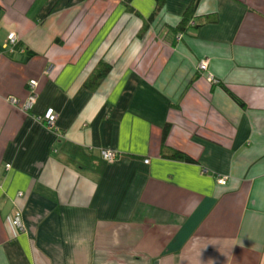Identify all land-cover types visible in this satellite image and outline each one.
Wrapping results in <instances>:
<instances>
[{
    "label": "crops",
    "instance_id": "obj_1",
    "mask_svg": "<svg viewBox=\"0 0 264 264\" xmlns=\"http://www.w3.org/2000/svg\"><path fill=\"white\" fill-rule=\"evenodd\" d=\"M192 2L0 0V264H264V0Z\"/></svg>",
    "mask_w": 264,
    "mask_h": 264
},
{
    "label": "built area",
    "instance_id": "obj_2",
    "mask_svg": "<svg viewBox=\"0 0 264 264\" xmlns=\"http://www.w3.org/2000/svg\"><path fill=\"white\" fill-rule=\"evenodd\" d=\"M20 37L14 31L10 32L7 41L3 44L1 51H14L15 45L19 42ZM199 70L207 74L208 78L216 84H219L221 80L217 78L214 73L210 71V58L204 57L199 63ZM38 80L31 79L28 83L27 89L24 91H10L4 90L2 93L8 99V101L16 106H19L24 112L33 111L36 103L39 99V94L37 92ZM59 112L55 107L49 106L45 113L39 117V120L44 122L45 126L50 129H55L59 121ZM101 154L107 161H113L117 158L118 152L110 148H103ZM149 162V159L147 160ZM6 167L10 169L12 164L10 162L6 163ZM228 181V175H224L219 178V182L225 184ZM22 194V193H21ZM14 223L21 229H25V224L23 222V215L21 211H18L14 218Z\"/></svg>",
    "mask_w": 264,
    "mask_h": 264
},
{
    "label": "trees",
    "instance_id": "obj_3",
    "mask_svg": "<svg viewBox=\"0 0 264 264\" xmlns=\"http://www.w3.org/2000/svg\"><path fill=\"white\" fill-rule=\"evenodd\" d=\"M125 2H126L129 9H131V10L134 9L132 6L133 0H125ZM198 3H199L198 0H194V2H192V4L185 11L181 22L176 26L175 31L177 32L178 35L182 34V33H186L188 30H190L192 27H194L196 25L195 20H197V18H199L200 21H203V24L208 22V21H210V22L215 21L214 16H208L204 20V16L197 14ZM164 4H165V0H157V7L155 8L150 19H153L160 12V10L163 9ZM18 44H19V42L15 45L14 51H10V50L9 51L10 52L18 51ZM32 55L33 54L30 52L28 57H31ZM112 68H113L112 63H110L106 60H102L98 64L96 70L92 73V75L86 81V84H85L86 87H88L91 90L97 89L101 85L102 81L105 79V77L108 75V73L111 71ZM232 95L234 96L235 99H237L238 101H241L237 96L234 95V93ZM168 128L169 127H166L165 135L168 133ZM170 153H171L170 156L172 158L183 159L186 161H196V158L194 156H192L189 153H186L182 150L172 149V150H170ZM101 156H102V154H101ZM102 158H103V156H102ZM104 160L107 161L106 159H104Z\"/></svg>",
    "mask_w": 264,
    "mask_h": 264
}]
</instances>
